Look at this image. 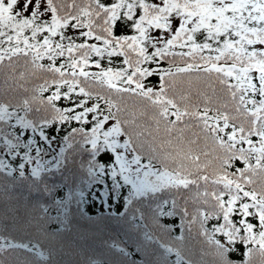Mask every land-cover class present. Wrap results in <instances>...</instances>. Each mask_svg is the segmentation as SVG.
I'll return each mask as SVG.
<instances>
[{
  "label": "snow or ice",
  "instance_id": "1",
  "mask_svg": "<svg viewBox=\"0 0 264 264\" xmlns=\"http://www.w3.org/2000/svg\"><path fill=\"white\" fill-rule=\"evenodd\" d=\"M3 117L122 149L134 187L164 194L144 238L177 264H264V0H0ZM10 226L45 231L27 208Z\"/></svg>",
  "mask_w": 264,
  "mask_h": 264
},
{
  "label": "trees",
  "instance_id": "2",
  "mask_svg": "<svg viewBox=\"0 0 264 264\" xmlns=\"http://www.w3.org/2000/svg\"><path fill=\"white\" fill-rule=\"evenodd\" d=\"M79 127L75 121L50 119L40 127L30 119L0 118V215L11 221L18 211L35 210L45 228L39 243L31 229H0V244L15 245L5 250L10 264H177L175 250L165 251L166 235L153 242L144 238L151 230L149 211L164 194L134 187L135 177L120 171L116 152L121 149L93 152L90 145L74 143L70 138ZM74 139L79 141V134ZM39 162L42 166L33 171ZM164 219L178 236L180 216ZM242 251L243 245L233 258Z\"/></svg>",
  "mask_w": 264,
  "mask_h": 264
},
{
  "label": "rangeland",
  "instance_id": "3",
  "mask_svg": "<svg viewBox=\"0 0 264 264\" xmlns=\"http://www.w3.org/2000/svg\"><path fill=\"white\" fill-rule=\"evenodd\" d=\"M50 144L53 146V148H56V147H57L56 144H55L53 141H50ZM58 151H59V150H57V149L55 150V157H56V158H57V153H58ZM121 151H122V149H121ZM55 157L52 156V162H53V158H55ZM41 164H42V163L39 162V163H36L35 165H32V167H31L32 170H33V171H35V170L37 171V168H39V167L42 166ZM44 166H45V165H44Z\"/></svg>",
  "mask_w": 264,
  "mask_h": 264
}]
</instances>
